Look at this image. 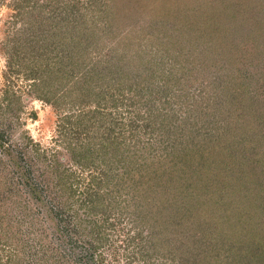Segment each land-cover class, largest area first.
Instances as JSON below:
<instances>
[{
	"label": "rangeland",
	"instance_id": "1",
	"mask_svg": "<svg viewBox=\"0 0 264 264\" xmlns=\"http://www.w3.org/2000/svg\"><path fill=\"white\" fill-rule=\"evenodd\" d=\"M0 137V264H264V0H0Z\"/></svg>",
	"mask_w": 264,
	"mask_h": 264
},
{
	"label": "trees",
	"instance_id": "2",
	"mask_svg": "<svg viewBox=\"0 0 264 264\" xmlns=\"http://www.w3.org/2000/svg\"><path fill=\"white\" fill-rule=\"evenodd\" d=\"M108 10V11H107ZM106 11H107V13H109L111 10L108 8H106ZM104 12H105V10H104ZM105 15V16H104ZM105 17H106V14H103L102 15V17H101V19H105ZM215 24H217L216 22L214 23V25ZM75 40H74V42L72 43V48L73 49H77V48H79L80 47V45L81 44H83V39H81V35H79L78 34V36L76 37V38H74ZM0 139H1V137H0ZM8 152H10V149L8 148V150H7ZM12 158H13V161H15L14 160V156H12ZM16 159V158H15ZM27 171V170H26ZM26 177H27V173H26V175H25ZM28 178V177H27Z\"/></svg>",
	"mask_w": 264,
	"mask_h": 264
}]
</instances>
